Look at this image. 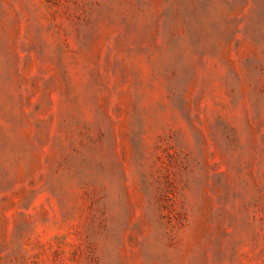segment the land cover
I'll list each match as a JSON object with an SVG mask.
<instances>
[{"label":"rangeland","instance_id":"rangeland-1","mask_svg":"<svg viewBox=\"0 0 264 264\" xmlns=\"http://www.w3.org/2000/svg\"><path fill=\"white\" fill-rule=\"evenodd\" d=\"M0 264H264V0H0Z\"/></svg>","mask_w":264,"mask_h":264}]
</instances>
